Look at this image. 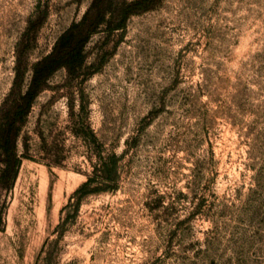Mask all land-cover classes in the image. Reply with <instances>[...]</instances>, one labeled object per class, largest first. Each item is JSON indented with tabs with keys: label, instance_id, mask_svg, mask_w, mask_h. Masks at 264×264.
<instances>
[{
	"label": "rangeland",
	"instance_id": "obj_1",
	"mask_svg": "<svg viewBox=\"0 0 264 264\" xmlns=\"http://www.w3.org/2000/svg\"><path fill=\"white\" fill-rule=\"evenodd\" d=\"M92 1L0 0V106ZM130 1L24 115L0 264H264V0H155L111 28ZM109 154L112 187L79 198Z\"/></svg>",
	"mask_w": 264,
	"mask_h": 264
},
{
	"label": "trees",
	"instance_id": "obj_2",
	"mask_svg": "<svg viewBox=\"0 0 264 264\" xmlns=\"http://www.w3.org/2000/svg\"><path fill=\"white\" fill-rule=\"evenodd\" d=\"M155 0H132L123 2L119 18L110 20L111 28L122 25L131 13L150 7ZM112 0H93L78 23H73L58 39L52 52L38 60L33 66L31 80L22 92L20 80L24 68L18 64L10 94L0 106V189L10 187L19 170L23 155L18 153V137L23 125L24 115L28 112L38 93L47 84L48 77L59 67L67 66L74 71L84 59V44L89 36L104 21ZM118 157L109 154L100 156L94 166L93 174L76 190L78 197L112 187L117 171Z\"/></svg>",
	"mask_w": 264,
	"mask_h": 264
},
{
	"label": "bare ground",
	"instance_id": "obj_3",
	"mask_svg": "<svg viewBox=\"0 0 264 264\" xmlns=\"http://www.w3.org/2000/svg\"><path fill=\"white\" fill-rule=\"evenodd\" d=\"M35 183V182H34ZM45 185H46V180H45V178L43 177V175H40V178H39V184H38V195L39 196H42V194H43V191H44V187H45ZM36 211H37V214L38 215H41V210H40V207H38L37 209H36ZM31 215V214H30ZM34 218V217H33ZM52 218V217H51ZM22 220V219H21ZM28 222V221H27ZM35 224V223H34ZM31 225V224H30ZM29 225V226H30ZM33 225V224H32ZM31 225V226H32ZM45 225V224H44ZM45 227V226H44ZM29 228V227H28ZM31 230V229H30ZM32 230H34V228L32 229ZM30 233V232H29ZM39 235V234H38Z\"/></svg>",
	"mask_w": 264,
	"mask_h": 264
}]
</instances>
